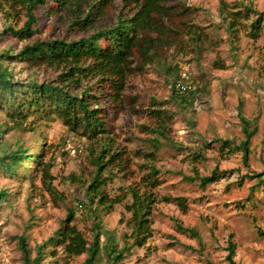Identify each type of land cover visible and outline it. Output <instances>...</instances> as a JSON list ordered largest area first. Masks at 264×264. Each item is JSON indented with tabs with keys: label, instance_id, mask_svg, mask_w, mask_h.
<instances>
[{
	"label": "rangeland",
	"instance_id": "obj_1",
	"mask_svg": "<svg viewBox=\"0 0 264 264\" xmlns=\"http://www.w3.org/2000/svg\"><path fill=\"white\" fill-rule=\"evenodd\" d=\"M182 1L196 7L191 19L207 35L199 44L184 36L162 54L159 62L128 76L124 108L109 117L112 141L103 136H81L54 112L31 113L16 122L0 103V144L8 149L20 146L27 154H43L52 177L50 181L45 178L42 167L30 160L16 173L0 170V190L5 189L8 195L0 203V264H22L18 243L22 235L33 257L36 245L52 236L70 212L74 215L70 224L88 241L93 238L94 223L99 221L101 249L96 264L110 261L107 252L111 246L121 254L114 264H230V244L234 245L233 259L237 263L264 264V18L256 38L242 25L229 35L218 13L221 0ZM223 1L249 4L264 12V0ZM121 7V1L114 0L97 16L93 27L73 28L70 23L83 15L79 10L71 13L68 7L53 11L39 8L40 30L35 37L85 36L94 28L112 26ZM8 13L0 10V32L7 26L21 27L26 19L22 9H9ZM27 42L5 32L0 36V55L4 50L13 54ZM184 65H189L198 91L181 104L172 94V85ZM11 68L21 83H41L56 77L51 67H31L20 60L14 59ZM152 98L172 112L171 121L166 123L169 140L142 128L156 125L146 110ZM240 111L257 122L247 161L240 152L223 156L215 141L239 142L243 138ZM155 137L160 140L157 149ZM106 143L110 149L104 159L113 151H122V155L101 172V193L93 196L87 187L96 174L95 155ZM205 143L211 148H205ZM194 150L202 151V157H190L189 152ZM149 151H155L154 164L161 184L154 189L157 201L150 214L151 236L139 246L130 236V212L124 205L132 199L128 188L138 183L145 173L143 167L149 165L142 155ZM195 168L199 175H210L216 169L223 174L202 187L198 180L184 178L193 175ZM257 173H261L260 179ZM123 194L122 202L111 208L99 202L101 195L111 198ZM164 196L184 197L185 212L175 202L160 200ZM79 201H83L82 208ZM178 222L197 230L199 237L178 231ZM45 251L43 263L49 264H83L86 256L68 255L61 246H48Z\"/></svg>",
	"mask_w": 264,
	"mask_h": 264
},
{
	"label": "trees",
	"instance_id": "obj_2",
	"mask_svg": "<svg viewBox=\"0 0 264 264\" xmlns=\"http://www.w3.org/2000/svg\"><path fill=\"white\" fill-rule=\"evenodd\" d=\"M113 1L0 0V10L5 11L6 15L9 14V9L13 12L22 9L26 17L21 27L7 26L0 32V36L7 32L20 41L29 40L15 53L11 54L10 50H4L0 55L1 60H5V63L3 60L0 62V103L10 110L9 116L12 120L17 122L31 113L54 112L71 131H79L81 136L90 139L103 136L112 141L109 117L124 108L123 90L128 76L135 71H142L146 65L159 62L162 54L184 36L199 44L207 35L203 27L191 19L196 7H191L182 0H174L172 3L166 0H120L122 7L117 13L115 23L110 27L94 28L87 35L78 38L35 37L40 30L37 22L39 8L53 11L68 7L71 13L79 10V14L83 15L74 19L70 23L71 26L69 25L70 28L76 25L93 27L97 16L110 8ZM49 4L50 7H47ZM218 13L229 35H234L242 25L249 28V34L253 38L258 36L264 18V12L249 4L227 3L223 0L219 3ZM14 59L31 67H51L56 72V77L41 83L37 81L21 83L11 68ZM172 88L175 100L181 104L186 103L189 94L198 91L195 85L187 94L177 93L173 85ZM162 104V101L151 99L146 110L148 115L155 119L156 125L154 127L142 125V128L145 132L157 133L158 136L169 140L166 123L171 121L173 115L169 109L163 108ZM239 119L243 134L239 142L221 138L215 141L218 142L217 151L223 156L240 152L243 160L247 161L257 122L244 116L241 111ZM159 145L160 140L155 137L154 148L157 149ZM204 147L211 148V145L205 143ZM109 149V143H106L95 155L96 174L87 187V192L93 196L100 190L103 182L99 179L101 172L122 155V151H113L104 159ZM200 150L190 151V157L194 160L202 157L203 152ZM142 155L149 161V165L143 167L145 173L140 176L138 183L128 188L132 199L124 205L130 212L127 220L131 228L130 236L133 244L139 246L151 236L150 214L153 203L157 201L154 189L161 184L159 170L154 164L155 151ZM27 160L34 166H41L42 174L50 181L52 178L50 164L43 163V154H27L20 146L8 149L6 144H0V170H5L9 174L16 173ZM222 174L216 169L210 175H199L195 168L193 175H184V178L188 181L198 180V184L203 187L218 180ZM255 176L260 179L261 173ZM48 188L53 191L49 183ZM124 197L125 194L111 198L101 195L99 202L103 207L111 208L113 204L122 202ZM7 199V191L0 190V203ZM90 199L92 200V197ZM160 200L175 202L183 212L186 210L184 197L164 196ZM77 204L82 208L83 201ZM73 217L72 212L68 213L66 220L59 225L54 234L36 245L33 257L25 236L18 237L22 264H49L43 263L45 249L48 246H61L66 254L72 256L85 253L83 264H96L101 249L100 223L99 221L94 223V235L91 241H88L74 224H70ZM177 228L182 233L199 237L197 230L183 226L180 222L177 223ZM233 253L234 245L230 244L227 261L230 264H239L233 259ZM107 257L110 261L106 264H114L121 254L111 246Z\"/></svg>",
	"mask_w": 264,
	"mask_h": 264
},
{
	"label": "built area",
	"instance_id": "obj_3",
	"mask_svg": "<svg viewBox=\"0 0 264 264\" xmlns=\"http://www.w3.org/2000/svg\"><path fill=\"white\" fill-rule=\"evenodd\" d=\"M173 87L175 91L179 94H187L190 90L194 89L192 77H191V71L189 65H184L182 69L180 70L178 76L176 77ZM67 145L70 146V138L68 137ZM75 150L72 149V152Z\"/></svg>",
	"mask_w": 264,
	"mask_h": 264
}]
</instances>
